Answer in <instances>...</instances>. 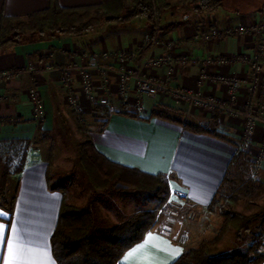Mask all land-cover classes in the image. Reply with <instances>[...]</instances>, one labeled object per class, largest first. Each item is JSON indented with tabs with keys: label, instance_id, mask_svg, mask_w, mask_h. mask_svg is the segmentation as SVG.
<instances>
[{
	"label": "crops",
	"instance_id": "obj_1",
	"mask_svg": "<svg viewBox=\"0 0 264 264\" xmlns=\"http://www.w3.org/2000/svg\"><path fill=\"white\" fill-rule=\"evenodd\" d=\"M57 1L63 7L102 2ZM166 1L171 7L157 22L153 32L155 41L142 57L140 52L152 32L151 25L142 16L127 23H106L107 27L104 25L98 35L91 37H86L87 33L57 36L24 47L9 43L0 48V73L22 70L19 75L0 79V119L11 120L0 123V141L23 144L22 149L18 147L22 155L15 170L7 171L0 164V184L12 207L10 217L0 198V225H3L0 264H6L8 260L9 241L23 249L15 264H58L51 238L58 223L64 192L60 186L51 183L48 143L39 138L41 132L51 131L54 120L67 112L81 114L87 135L108 159L147 173L163 174L171 189L188 193L189 199L181 203L187 211V220L195 219L197 215L208 219L209 215L205 213L213 214L209 205L233 167L244 163L251 166L253 158L264 146L263 125H258L247 138L244 118L228 111L196 106L164 91L154 97L140 96L134 81L126 94L120 92L122 68L224 101L229 98L228 86L217 79L219 75L250 79V66L245 63L207 64L202 59L209 54H251L257 39L264 40V33L256 36L235 32L206 40L199 37V32L202 28L215 26L223 30L264 20V0H258L260 7L251 8L238 5L257 0H226L218 10L202 15H198L186 0ZM50 2L0 0V29L2 16L25 19L34 11L48 8ZM120 52L124 53V58L119 57ZM163 54L195 60L177 61L171 66L146 64L149 56ZM76 65H90L95 95L108 96L112 110L88 98L78 69L70 70L66 79L65 73L58 70ZM30 83L37 86L45 103L46 115L41 124L34 119L28 93ZM247 95L245 85L239 91L235 105L244 108ZM70 96L77 99L79 109L70 104ZM253 105L254 108L264 106V96L257 94ZM156 107L168 109L173 118H180L185 123L220 132L228 140L191 131L183 124L154 116L152 112ZM10 148L14 152L18 150L14 146ZM257 178L264 182V159ZM222 224L223 221L220 226ZM186 228L184 223H169L166 214H157L143 239L126 250L117 264H171L185 251L198 247L190 237L191 233L185 239Z\"/></svg>",
	"mask_w": 264,
	"mask_h": 264
},
{
	"label": "trees",
	"instance_id": "obj_2",
	"mask_svg": "<svg viewBox=\"0 0 264 264\" xmlns=\"http://www.w3.org/2000/svg\"><path fill=\"white\" fill-rule=\"evenodd\" d=\"M186 1L193 6L198 15H202L218 10L226 0ZM127 2H131V8L127 7ZM170 7L171 4L166 0H102L100 4L81 7H63L57 0H51L48 8L34 11L26 17L28 22L25 28L31 29L35 35L39 36L46 34L50 36H82L102 21L105 23H127L138 16H142L145 17L152 28V32L140 52L142 57L155 41L153 32L155 31L156 22ZM93 9L100 13L99 16L85 21L87 13ZM19 19L16 16H2L0 48L16 41L10 35L14 32L13 22ZM152 114L183 124L185 128L191 131L206 132L228 140L220 132L211 131L196 124L185 123L180 118H173L171 112L166 108L156 107ZM8 122H11V120L0 119V123ZM81 122L84 125V121ZM83 133L85 140L79 144L80 161L95 187H107L110 180L118 179L135 184L140 191L147 192L152 199L160 202L167 200L170 187L163 174L147 173L108 159L96 148L85 130ZM221 189L222 186L219 192ZM0 198L3 200L2 205L7 208L11 217V203L7 199L1 184ZM216 200L217 196L209 205V209H213ZM135 201L136 205H142L138 197L135 198ZM156 213V210H140L121 223L107 228H98L91 232L89 226L93 221L92 210L89 207L79 208L63 198L58 223L51 238L55 259L58 264H117L125 251L141 241L146 232L153 226ZM222 215L224 222L219 232L221 235L228 226L230 216L239 220V228H245L246 224L250 222V217L240 213L222 210ZM9 222L10 218L8 219ZM240 230L237 231L238 237H240ZM220 237L218 235L211 242L203 243L197 248L185 251L171 264H260L264 262V254L260 253H256L254 256H251L250 252H235L226 255L217 253V249L213 244Z\"/></svg>",
	"mask_w": 264,
	"mask_h": 264
},
{
	"label": "rangeland",
	"instance_id": "obj_3",
	"mask_svg": "<svg viewBox=\"0 0 264 264\" xmlns=\"http://www.w3.org/2000/svg\"><path fill=\"white\" fill-rule=\"evenodd\" d=\"M238 6L243 8L260 7V2L257 0ZM127 7L131 8V2H127ZM81 12L83 13V10ZM99 14L96 9H93L87 13L85 21L92 17H98ZM27 22L26 18L13 22L14 32L10 37L16 41L11 43L24 47L32 42L58 36L35 35L31 29L25 28ZM105 24L104 21L96 24L85 36L98 35L101 32L98 30H102ZM106 25L105 27H107ZM26 69L29 70L28 67ZM74 113L67 112L57 121L54 120L51 131L44 132V134L41 132L39 141L46 140L48 143L50 152L48 174L51 183L60 186L67 202L79 208L89 207L92 210L93 221L89 226L91 232L98 228H107L121 223L140 210H156V216L160 213L166 214L169 223H184L187 227V231L184 233L185 239H188L189 233H191L190 237L198 247L203 243L213 241L220 235V239L213 244L219 254L226 255L235 252H250L251 256L256 253L264 254V182L253 176L255 170L253 161L251 166L244 163L233 167L232 173L217 194L213 209H209L213 214L205 213V215H209L208 219L205 216L197 215L195 219L187 220V211L181 207L184 201L175 200L170 197V194L165 202H160L150 198L147 192L140 191L135 184L118 179L110 180L107 187H95L80 161L79 155V144L85 140L83 131H86V123L83 125L81 122L82 116L79 112ZM44 120L45 117L41 121H36L41 124ZM10 146L22 149L23 144L0 141V164L7 171L15 170L18 167L22 155L21 149L18 148L14 152ZM134 195L141 201V206L136 205ZM222 210L248 216L250 222L246 224L245 228H239V220L230 216L228 226L221 235L219 233L222 228L220 223L224 222ZM239 229H241L240 237L237 236Z\"/></svg>",
	"mask_w": 264,
	"mask_h": 264
},
{
	"label": "built area",
	"instance_id": "obj_4",
	"mask_svg": "<svg viewBox=\"0 0 264 264\" xmlns=\"http://www.w3.org/2000/svg\"><path fill=\"white\" fill-rule=\"evenodd\" d=\"M157 28V22L155 24V30ZM235 32H249L253 35L258 36L264 33V20H260L250 26L240 25L238 27H227L225 29H219L217 27L202 28L199 32V37L206 40L213 38H219L222 36L231 35ZM120 58H124V53H119ZM192 57L180 56L173 57L169 54H163L158 56H149L146 60V64L149 66H171L174 62L187 63L193 61ZM202 61L207 64H221L226 65L233 62H242L250 66L251 77L247 81L236 76L219 75L218 80L227 84L229 98L227 101L219 100L212 96H203L200 93H195L191 90L182 89L168 85L166 82L159 80L152 76H146L141 73L134 72L130 69L122 68L119 74V89L122 94H126L132 88V82L134 81L136 90L140 96L154 97L159 92L164 91L175 97L182 98L190 101L196 106L208 107L211 109H221L230 112L232 115L239 116L245 120V131L244 135L250 138L254 130L258 125L264 126V106L260 108H254L253 101L257 94L264 96V40L262 38L257 39L254 51L251 54L241 53L233 56L227 55H213L209 54L205 56ZM78 69L81 73L83 80V88L88 98L96 104L106 106L109 110L113 109L111 100L108 96H97L94 92V87L91 81V73L89 71L90 65L80 66H68L59 68V71L65 73V79L67 73L72 69ZM22 70L7 71L0 73V79L9 78L14 75H19ZM247 85V101L244 108H239L235 104L238 99L239 91ZM29 99L33 107L34 119L41 121L46 114L45 103L41 97V94L34 83H30L28 86ZM69 102L76 109H79V103L73 96L69 97ZM139 110L142 106L139 105ZM264 159V146L253 158L255 170L253 173L254 177H258L259 171L262 166ZM170 197L175 198L178 201H186L189 199V194L179 189H171Z\"/></svg>",
	"mask_w": 264,
	"mask_h": 264
},
{
	"label": "snow or ice",
	"instance_id": "obj_5",
	"mask_svg": "<svg viewBox=\"0 0 264 264\" xmlns=\"http://www.w3.org/2000/svg\"><path fill=\"white\" fill-rule=\"evenodd\" d=\"M3 229V225H0V230ZM22 248H18L17 244L9 241L8 242V260L6 261V264H15L16 260L18 259L20 252L22 251Z\"/></svg>",
	"mask_w": 264,
	"mask_h": 264
}]
</instances>
